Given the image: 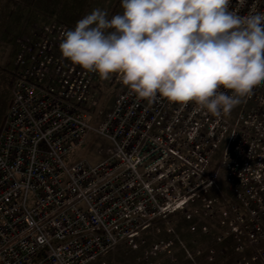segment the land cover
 Segmentation results:
<instances>
[{
	"label": "built area",
	"instance_id": "built-area-1",
	"mask_svg": "<svg viewBox=\"0 0 264 264\" xmlns=\"http://www.w3.org/2000/svg\"><path fill=\"white\" fill-rule=\"evenodd\" d=\"M228 7L245 16L264 12V0ZM37 23L15 39L6 64L13 86L0 130V264H95L118 246L137 248L156 215L154 162L173 152L167 117L176 104L126 87L102 113L104 91L123 86L120 77L101 80L62 57V34L74 27ZM246 102L264 127V84ZM91 133L107 147L96 163L76 160Z\"/></svg>",
	"mask_w": 264,
	"mask_h": 264
},
{
	"label": "rangeland",
	"instance_id": "rangeland-1",
	"mask_svg": "<svg viewBox=\"0 0 264 264\" xmlns=\"http://www.w3.org/2000/svg\"><path fill=\"white\" fill-rule=\"evenodd\" d=\"M56 2L62 23L70 27L97 8L109 19L123 12L122 0ZM48 20L54 19L34 18L17 37ZM9 28L3 27V32ZM15 39L1 42L9 47L5 64L13 56ZM2 70L0 130L12 95V75L6 66ZM125 88L105 90L99 111H111ZM254 110L246 97L220 117L196 110L194 103L174 105L167 117L173 152L167 157L159 153L154 162L155 176L162 177L154 188L157 213L146 222L137 248L118 246L95 264H264V127L260 113L253 117ZM107 144L91 133L75 158L96 163L98 150Z\"/></svg>",
	"mask_w": 264,
	"mask_h": 264
},
{
	"label": "clouds",
	"instance_id": "clouds-1",
	"mask_svg": "<svg viewBox=\"0 0 264 264\" xmlns=\"http://www.w3.org/2000/svg\"><path fill=\"white\" fill-rule=\"evenodd\" d=\"M229 0H122L62 34V57L101 80L113 75L140 99L157 95L227 116L264 84V12L240 16ZM221 89L229 90L231 95Z\"/></svg>",
	"mask_w": 264,
	"mask_h": 264
},
{
	"label": "crops",
	"instance_id": "crops-1",
	"mask_svg": "<svg viewBox=\"0 0 264 264\" xmlns=\"http://www.w3.org/2000/svg\"><path fill=\"white\" fill-rule=\"evenodd\" d=\"M59 5L56 0H0V70L6 66L8 59V45L10 36H17L29 27V23L36 17H47L63 22ZM64 23V22H63ZM3 27H10L3 32ZM75 27V26H74ZM11 84L13 86V79ZM12 98V95H11ZM11 101V100H10Z\"/></svg>",
	"mask_w": 264,
	"mask_h": 264
}]
</instances>
